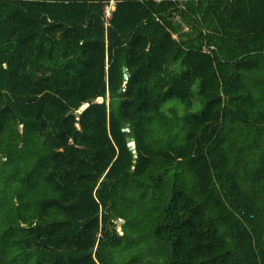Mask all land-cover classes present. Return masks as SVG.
Listing matches in <instances>:
<instances>
[{"label": "trees", "instance_id": "obj_1", "mask_svg": "<svg viewBox=\"0 0 264 264\" xmlns=\"http://www.w3.org/2000/svg\"><path fill=\"white\" fill-rule=\"evenodd\" d=\"M0 181V264H264V0H0Z\"/></svg>", "mask_w": 264, "mask_h": 264}, {"label": "rangeland", "instance_id": "obj_2", "mask_svg": "<svg viewBox=\"0 0 264 264\" xmlns=\"http://www.w3.org/2000/svg\"><path fill=\"white\" fill-rule=\"evenodd\" d=\"M113 5V4H112ZM112 7L110 6V8L109 9H111ZM172 103L171 102H168V103H166V104H164V106H162V108H163V110L166 112V113H168V109H169V107H175V110H176V112L179 114V113H182V111H183V109H182V107H180L179 105L177 106V105H172ZM197 108L196 107H193L191 110H196ZM0 188H2V184H1V181H0ZM117 222H119V223H122L123 221L122 220H117ZM263 229H264V226H263ZM7 261V260H6ZM5 261V262H6Z\"/></svg>", "mask_w": 264, "mask_h": 264}, {"label": "water", "instance_id": "obj_3", "mask_svg": "<svg viewBox=\"0 0 264 264\" xmlns=\"http://www.w3.org/2000/svg\"><path fill=\"white\" fill-rule=\"evenodd\" d=\"M125 78H127V74H125ZM94 102H101V98H97V99L92 100V103H94ZM87 106H88V103L86 102V103L83 104V106L81 107V109H83V108H85ZM128 146L131 149H133V147H134V141L133 140L129 141L128 142Z\"/></svg>", "mask_w": 264, "mask_h": 264}, {"label": "built area", "instance_id": "obj_4", "mask_svg": "<svg viewBox=\"0 0 264 264\" xmlns=\"http://www.w3.org/2000/svg\"><path fill=\"white\" fill-rule=\"evenodd\" d=\"M113 4V2L111 1V5ZM112 7V6H111ZM106 15L109 16V8L106 9Z\"/></svg>", "mask_w": 264, "mask_h": 264}]
</instances>
